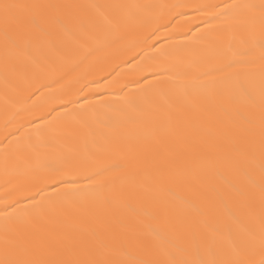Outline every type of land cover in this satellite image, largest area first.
Segmentation results:
<instances>
[{"label": "snow or ice", "instance_id": "snow-or-ice-1", "mask_svg": "<svg viewBox=\"0 0 264 264\" xmlns=\"http://www.w3.org/2000/svg\"><path fill=\"white\" fill-rule=\"evenodd\" d=\"M82 7L85 6L0 0L6 66L12 57L30 59L33 51L49 43L55 31L64 29L67 23L76 22L83 28L68 11ZM191 7L197 12L214 9L207 13L211 18L204 21L207 27L198 30L202 34L193 37L215 53L212 61L195 76L196 87L185 88L182 102H176L174 87L164 93L166 99L162 104L126 100L133 104L135 114L120 122L124 129L121 136L109 139L105 145V150L116 148L114 160L96 166L63 158L52 162L37 151L44 146L43 140L33 144L29 138L28 143L17 145L16 151L36 153L38 164L32 171L37 177L42 170L51 176L43 183L37 180L34 193L25 196L27 204L16 198L4 201L5 208L0 212L5 221L0 264H121L105 255L112 249L95 230L69 234L43 225L57 219L69 203L97 216L141 178L150 179L156 189L172 198L176 196L173 186L182 185L192 199L186 201L190 212L166 220V231L153 232L163 246L145 249L144 258L131 264H264V0L259 5L241 0ZM189 46H162L147 57L153 63L141 70L156 79L148 81L143 77L146 83L141 92H151L165 80L178 79V64L172 58ZM62 79L54 76L36 88L40 92L53 84L60 85L50 92L48 99L64 109L58 112L55 107H48L39 116L43 125L37 128L38 133L54 129L59 121L73 115L68 105H75L78 101L74 96L87 87L75 89L73 94V88L60 84ZM33 95L35 92L25 102ZM40 96L44 93L40 92ZM257 98L258 116L239 106V101L244 100L255 108ZM217 111L228 115L238 131L215 127L210 121L199 119L201 114L215 116ZM201 145L213 151H199ZM96 155L89 153L88 158L94 159ZM222 165L231 179L221 170ZM216 181L224 184L226 190ZM257 200L261 209L259 233L245 228L246 238L239 246L229 241L231 251H227L214 227L218 223L214 213L224 207L240 223L241 216L254 218ZM143 212L156 219L147 208ZM17 223L23 227L12 226ZM257 241L261 251L259 261L251 258ZM160 255L167 258L160 259Z\"/></svg>", "mask_w": 264, "mask_h": 264}, {"label": "bare ground", "instance_id": "bare-ground-1", "mask_svg": "<svg viewBox=\"0 0 264 264\" xmlns=\"http://www.w3.org/2000/svg\"><path fill=\"white\" fill-rule=\"evenodd\" d=\"M9 2H54L85 7L68 10L84 25L83 28L78 27L76 22L67 23L64 29L55 31L49 43L43 44L38 51H33L30 59L12 57L7 66L0 28V212L5 208V200L11 202L16 198L27 204L25 196L34 193L37 180L43 183L51 176L47 170H42L37 177L32 171L38 164L36 153L16 151L18 144L28 143L29 138L33 144L43 140L44 146L37 151L42 158L52 162L63 158L74 163L96 166L114 160L116 148L105 150V145L109 139L121 136L124 129L120 122L135 114L133 104L127 103L126 100L162 104L166 99L164 93L174 87L176 102H182L185 88H195V76L212 61L215 53L205 48L202 43L196 42L193 37L202 34L198 33V30L207 27L204 21L211 19L207 13L213 12L214 9L209 7L197 12L191 6L222 5L241 0ZM245 2L259 5L261 0ZM93 5L95 7H92ZM186 44L190 46L172 58V62L178 64L179 78L172 82L165 80L157 89L142 93L141 89L146 83L143 77L148 81L156 79L149 72L141 70L153 63L147 57L154 55L156 49L162 46ZM89 52L91 55H87ZM85 56L87 59H83ZM54 76H62L60 84L65 88H73V94L75 89L85 85L87 87L83 93L74 96L78 101L75 105H68L73 109V115L59 121L54 129L38 133L37 128L43 125L39 116L48 107H55L58 112L64 111L59 104L48 99L50 92L59 89L60 85L53 84L50 89H41L43 97L40 92H36L41 82H48ZM77 80L79 83H76ZM33 92L35 95L32 99L25 102V98ZM125 94L128 96L125 97ZM258 103L257 98V107L253 108L246 101L240 100L239 106L243 111L254 112L258 116ZM199 119L208 120L215 127L238 131L230 117L223 112L217 111L215 116L201 114ZM198 150L213 151L204 145ZM89 153H96V158L89 159ZM221 170L228 179L232 178L226 166L222 165ZM216 183L226 190L224 184L219 181ZM48 191L51 192L52 189L49 188ZM173 191L176 193L175 198L156 189L150 179L141 178L122 195H117L113 204L99 211L97 216L89 215L69 203L57 219L45 223L43 227L69 234L95 230L106 239L112 249L105 254L108 258L121 264H131L136 259L144 258L145 249H158L163 246L162 241L157 240L153 232L166 231V220L190 212L186 201L192 199L191 193L182 185H174ZM227 204L229 208L232 207L230 201ZM145 208L152 212L156 219L144 215ZM254 212V218L241 216L240 223H236L224 207L214 213V217L218 219L214 227L222 236V243L227 251H231L229 241L239 246L240 241L246 238L245 228L254 229L259 233L261 209L258 200ZM4 226L5 221L0 214V239L4 235ZM12 226L23 227L18 223ZM159 258L167 257L160 255ZM251 258L256 261L261 259L258 241Z\"/></svg>", "mask_w": 264, "mask_h": 264}]
</instances>
